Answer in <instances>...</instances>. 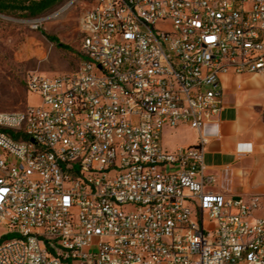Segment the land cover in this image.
<instances>
[{
  "label": "built area",
  "instance_id": "2783aa9c",
  "mask_svg": "<svg viewBox=\"0 0 264 264\" xmlns=\"http://www.w3.org/2000/svg\"><path fill=\"white\" fill-rule=\"evenodd\" d=\"M79 27L78 69L0 110V264H264L258 197L203 164L222 77L264 73V0H95Z\"/></svg>",
  "mask_w": 264,
  "mask_h": 264
},
{
  "label": "rangeland",
  "instance_id": "374dc122",
  "mask_svg": "<svg viewBox=\"0 0 264 264\" xmlns=\"http://www.w3.org/2000/svg\"><path fill=\"white\" fill-rule=\"evenodd\" d=\"M34 1L40 0H15L0 11L1 111H21L28 104H38L39 98L25 88L29 74L73 72L81 63L79 22L95 0H50L53 3L36 14L23 9ZM190 132L187 128L164 129L162 142L172 150L189 140ZM259 198L255 216L264 215V195Z\"/></svg>",
  "mask_w": 264,
  "mask_h": 264
},
{
  "label": "crops",
  "instance_id": "0c3cea01",
  "mask_svg": "<svg viewBox=\"0 0 264 264\" xmlns=\"http://www.w3.org/2000/svg\"><path fill=\"white\" fill-rule=\"evenodd\" d=\"M246 75L222 77L224 109L218 126L203 131L208 135L203 164L216 178L214 192L259 200L264 195V73ZM187 129L190 139L167 150L198 142V133Z\"/></svg>",
  "mask_w": 264,
  "mask_h": 264
},
{
  "label": "trees",
  "instance_id": "16d2710c",
  "mask_svg": "<svg viewBox=\"0 0 264 264\" xmlns=\"http://www.w3.org/2000/svg\"><path fill=\"white\" fill-rule=\"evenodd\" d=\"M15 0H0V11L6 9L10 5H12ZM50 0H40L31 2L30 5L23 7L24 10H29L30 13L36 14L46 10L51 5Z\"/></svg>",
  "mask_w": 264,
  "mask_h": 264
}]
</instances>
